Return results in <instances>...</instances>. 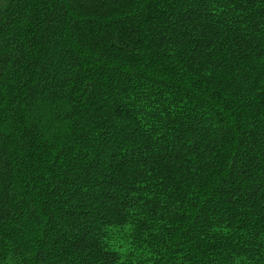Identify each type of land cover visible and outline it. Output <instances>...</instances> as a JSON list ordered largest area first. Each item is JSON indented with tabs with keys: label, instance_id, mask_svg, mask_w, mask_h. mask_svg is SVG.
I'll return each instance as SVG.
<instances>
[{
	"label": "trees",
	"instance_id": "obj_1",
	"mask_svg": "<svg viewBox=\"0 0 264 264\" xmlns=\"http://www.w3.org/2000/svg\"><path fill=\"white\" fill-rule=\"evenodd\" d=\"M0 264H264V0H0Z\"/></svg>",
	"mask_w": 264,
	"mask_h": 264
}]
</instances>
